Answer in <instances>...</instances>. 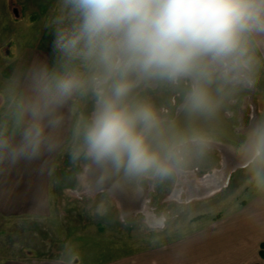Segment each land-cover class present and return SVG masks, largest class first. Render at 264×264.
Wrapping results in <instances>:
<instances>
[{
  "label": "clouds",
  "instance_id": "9594fccd",
  "mask_svg": "<svg viewBox=\"0 0 264 264\" xmlns=\"http://www.w3.org/2000/svg\"><path fill=\"white\" fill-rule=\"evenodd\" d=\"M46 27L52 63H34L32 95L20 106L30 123L18 143L0 131V162L51 147L45 129L59 125L58 110L91 94L94 110L76 127L73 159L110 164L133 184L169 177L212 143L191 121L255 88L264 64V0H54ZM149 86L176 93L185 127L141 94ZM236 151L264 184V119Z\"/></svg>",
  "mask_w": 264,
  "mask_h": 264
},
{
  "label": "rangeland",
  "instance_id": "374dc122",
  "mask_svg": "<svg viewBox=\"0 0 264 264\" xmlns=\"http://www.w3.org/2000/svg\"><path fill=\"white\" fill-rule=\"evenodd\" d=\"M53 7L54 0H0V131L19 130L33 65L52 63L46 18ZM139 91L167 117L179 112L169 88ZM70 102L72 125L50 168L52 211L0 216V262L38 251L51 255L50 246L70 264H264V184L236 151L264 119V64L255 88L228 100L229 140L213 138L180 172L139 178L133 191L126 176L120 180L122 170L83 155L73 159L76 127L90 118L95 102L91 94ZM161 217L163 225H155Z\"/></svg>",
  "mask_w": 264,
  "mask_h": 264
},
{
  "label": "crops",
  "instance_id": "0c3cea01",
  "mask_svg": "<svg viewBox=\"0 0 264 264\" xmlns=\"http://www.w3.org/2000/svg\"><path fill=\"white\" fill-rule=\"evenodd\" d=\"M70 100L57 112L60 123L55 128L46 127L45 133L51 147L42 148L39 155L34 158H21L14 165L7 161L0 162V216L28 217L49 216L52 211L49 198L50 168L54 156L59 154L63 143L66 141L73 112ZM47 121H45L46 123ZM30 117L27 113L21 115L19 130L5 132L13 142H20L23 131L29 125ZM14 124H16L14 122ZM49 249V250H48ZM47 253L43 251L29 253L20 258H9L0 264H70L66 257L56 253L53 247H48Z\"/></svg>",
  "mask_w": 264,
  "mask_h": 264
},
{
  "label": "water",
  "instance_id": "95a60500",
  "mask_svg": "<svg viewBox=\"0 0 264 264\" xmlns=\"http://www.w3.org/2000/svg\"><path fill=\"white\" fill-rule=\"evenodd\" d=\"M238 95L239 94H237V96ZM229 108L230 106L227 101V107L221 108L214 117L194 119L191 121V124L193 127L204 131L211 139L213 138L218 139L219 137L220 139H222V141L224 139L229 140L233 136L231 133V130H232L231 123L232 122L229 121L224 115L225 110L227 109L229 110ZM173 120L175 121L178 127L183 128L186 125V117L180 110L177 113V115L173 118ZM124 177L125 175L123 174V178L121 177L120 180L125 179ZM147 178L152 179L154 177L149 176ZM126 179L128 178L126 177ZM137 180L135 181V183L137 182ZM129 181H130L129 187L131 191H133V189H135L134 187L135 183L133 184L131 180Z\"/></svg>",
  "mask_w": 264,
  "mask_h": 264
},
{
  "label": "trees",
  "instance_id": "16d2710c",
  "mask_svg": "<svg viewBox=\"0 0 264 264\" xmlns=\"http://www.w3.org/2000/svg\"><path fill=\"white\" fill-rule=\"evenodd\" d=\"M260 254H261V256L264 257V242H262V244H261Z\"/></svg>",
  "mask_w": 264,
  "mask_h": 264
},
{
  "label": "bare ground",
  "instance_id": "6f19581e",
  "mask_svg": "<svg viewBox=\"0 0 264 264\" xmlns=\"http://www.w3.org/2000/svg\"><path fill=\"white\" fill-rule=\"evenodd\" d=\"M237 144V143H236ZM239 158H240V156H239Z\"/></svg>",
  "mask_w": 264,
  "mask_h": 264
},
{
  "label": "flooded vegetation",
  "instance_id": "af4514ba",
  "mask_svg": "<svg viewBox=\"0 0 264 264\" xmlns=\"http://www.w3.org/2000/svg\"><path fill=\"white\" fill-rule=\"evenodd\" d=\"M176 115H177V114H176ZM238 143H239V142H238ZM238 143H237V144H238Z\"/></svg>",
  "mask_w": 264,
  "mask_h": 264
}]
</instances>
